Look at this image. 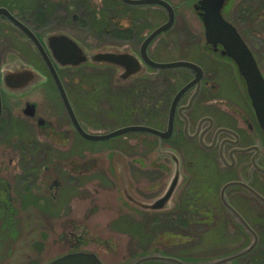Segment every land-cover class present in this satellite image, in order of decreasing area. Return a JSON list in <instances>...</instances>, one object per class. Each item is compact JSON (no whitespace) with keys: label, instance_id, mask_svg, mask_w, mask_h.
Instances as JSON below:
<instances>
[{"label":"flooded vegetation","instance_id":"1","mask_svg":"<svg viewBox=\"0 0 264 264\" xmlns=\"http://www.w3.org/2000/svg\"><path fill=\"white\" fill-rule=\"evenodd\" d=\"M110 1L101 0L102 7H108ZM167 1L175 8V22L178 19L183 22L198 21L204 26V12L200 4L202 0H180L176 4L173 0ZM114 2L112 7L115 9L106 8L108 16L101 17L110 23L111 29L114 28L105 33L128 40L116 47H128L129 51L125 53L136 54V57L141 58L144 39L137 41V23L140 18L135 15V10L138 6L129 5L123 0ZM28 3V0H10L0 8H6L26 25L49 53L47 37L50 32L46 28L53 16L46 13L37 15L36 11H44V6L33 8ZM248 3L250 0H226L222 14L225 18L232 16L233 21L239 24L245 22L246 9H242V6ZM184 6L190 11L185 10L187 13L180 15L178 10ZM60 13L63 14V22L70 24L55 31L69 34L86 49L87 46L74 33L75 30H89V9L83 6L82 14L70 15L68 10L60 7ZM228 21L245 41L264 78L258 55L238 27L231 20ZM10 27L28 39L43 62L44 70L30 63L46 78L34 90L51 81L58 95L53 97L45 93L47 90H41L37 96H31L34 90L31 93L16 94V91L7 89L2 83L6 76L3 68L6 63L0 60V248L11 247L19 241L26 242L33 231L73 229L76 193L80 198L86 194L89 191L87 185L92 179V163L88 152L84 151L80 158L74 157L75 141L76 138L80 139L85 145L95 142L85 138L79 131L82 129L95 133L91 131L92 119L88 109L90 64L62 67L54 62L74 112L72 117L38 49L26 33L5 16L0 17V51L1 38ZM185 35L201 39L198 32L192 29H187ZM201 35L206 44L200 48L201 55L215 69H208L192 59L173 60H185L198 65L202 70L200 81H197V72L194 70H157L142 64L141 72L144 75L141 79L140 98L144 104L140 109L146 107L140 111L142 113L137 120L117 126L120 122L116 116L120 112H111L112 104H100V108L107 112L102 111L100 115L105 120V126L98 131L110 133L126 126H145L152 130L150 133H127H141L152 139L146 168H143L141 161L133 163L129 173L136 181L140 178L139 182L145 179L153 183L154 188L144 192L137 187L136 193L146 194L154 203L174 188L169 199L164 201L163 209L148 213L129 210L121 201L122 207L129 211L126 220L129 225L138 226L137 216L143 213L153 223L156 218L161 219V228L167 236L165 242L142 253L136 252V240L133 239L123 248L118 246L116 257L126 258L121 264H130L145 255H155L156 251L161 257L186 260V256L179 254V251L192 242H202L201 235L191 237L189 226L193 219L190 216L197 219L193 222L200 229L201 226L210 225L213 245L226 246L236 240V245L242 247L256 241L254 250L235 259L233 264H264V98H258L260 102L255 103L235 60L223 53L221 45L215 47L207 43L205 28ZM154 42L148 48L149 56L158 62H173L160 61L152 56L150 48ZM129 64L131 62L127 59L124 60V69L114 67V77L117 76L121 80L119 82L130 80L128 73L132 67ZM128 84L124 87L133 90L139 80L133 78ZM80 86L83 88L81 94ZM229 86H234L242 98H220V92ZM185 87L188 88L177 98ZM76 89L78 98L85 101L82 108L76 105L72 95V90ZM208 91L210 94L205 96ZM121 136L111 139L118 140ZM97 167L94 163L93 168ZM201 216H209V224H204ZM104 252H108L107 249ZM96 254L104 264L99 253ZM139 264L175 263L159 259V262L145 260Z\"/></svg>","mask_w":264,"mask_h":264},{"label":"rangeland","instance_id":"2","mask_svg":"<svg viewBox=\"0 0 264 264\" xmlns=\"http://www.w3.org/2000/svg\"><path fill=\"white\" fill-rule=\"evenodd\" d=\"M16 1L18 2L19 0ZM28 1L30 2L28 6H44V11H36L37 15H45L46 13L53 16L46 28V31L50 32L49 35L53 32H58L55 30L64 28L66 24H70L64 23L61 19L63 14L60 13V7L68 10L70 15L82 14L83 6L87 7L90 14L89 30L87 32H83L82 29L75 30L74 34H78L76 35L87 46L86 50L90 53L103 51L106 48L115 47L120 43L125 44L128 41L105 33V31L113 30L114 28L111 29L110 23L105 22L101 17L103 15H105L104 17L108 16L106 8L115 9V7H112L115 4V0H111L108 7H102L101 0ZM9 2L10 0H0V6ZM173 2L176 4L181 1L173 0ZM242 9H246L245 22L239 24L233 21L234 19L229 15L226 18L238 27L245 40L255 51L256 55H258V61L264 74V0H250V3L246 4L245 7L242 6ZM185 10L190 11L189 8L184 6L179 8L178 13H187ZM135 15L140 18L137 23V41L143 40L152 30L167 21L166 11L158 6L137 7ZM187 29L198 32L201 39L197 40L194 37L185 35ZM203 31L204 26L201 22H183L178 19L169 32L162 34L154 42L150 48V52L155 59L160 61L192 59L213 70L215 68L212 66V63L201 55L200 48L206 46L205 39L201 35ZM1 44L0 60L2 63L5 62L13 66L16 62H21L29 65L32 64L44 70L43 62L32 44L16 29L10 27L7 34L1 38ZM4 68L6 67L4 66ZM114 69L113 66L109 65L90 64V85L88 88L90 90L88 93L90 99L88 109L90 110L89 115L92 119L91 131L95 133H103V131L98 130H103L105 126V120L100 116L102 111L103 113L107 112L100 108L101 105H104L103 103L114 105L111 108V112L117 110L120 114H124L120 116L118 113V116H116L120 122L117 126L137 120L142 113L140 111L146 107L143 106L140 109L144 104L142 98H140L141 79L143 76L136 78L139 80V84L133 87L132 90L131 88L124 87L128 86V83L119 82L117 76L114 77ZM121 88H123L122 91H120ZM41 90H47L45 93L53 97H57L58 95L51 81L35 89L30 95L36 94L37 96ZM79 90V94H81L83 92L82 86H80ZM76 91L77 89L72 90L74 101L78 107L80 105L82 108L85 101L78 98ZM209 94L208 91L205 96ZM220 94V98H225L226 96L242 98L241 93L234 86L227 87ZM108 141L110 140L103 142L95 141L85 145L80 139L76 138L73 151L74 157L80 158L84 151L88 152L87 155L92 163L90 172V178L92 179L87 185L89 191L86 194L80 198V195L76 193L73 229L71 231L30 232L26 242L19 241L11 247L5 246L0 248V264H47L55 258L76 249L99 253L104 264H121L126 258L116 257L115 253L118 246L123 248V245L129 242V240H136L134 242L136 245L134 244V246L137 247L138 250L136 252L138 253L148 251L152 247L165 242L167 236L161 228V219L156 218L155 223H153L151 219H146L144 217L146 215L142 213L137 216L136 224L138 226H131L126 221L129 216L127 212L129 211L124 208L148 213V211L140 210L134 204L127 202L124 198V191H129L136 199L144 203L151 204L153 202L146 194H137L136 190L139 187L144 192L151 191L154 188V184L145 179L143 182H139L140 178L136 181L129 173V169H131L133 163L141 161L143 168H146V163L150 159L152 139L148 135L137 133L123 135L118 140ZM105 142L107 144H104ZM156 157L160 156L156 155ZM94 163L97 164V168H93ZM75 189V191H78L77 188ZM121 201L124 207H122ZM119 216L122 217L120 218ZM201 217L204 224H209L208 222L210 221L207 219L209 216ZM190 219L197 220L193 216H190ZM193 220L189 226L191 237L196 238L198 235H201L202 242H192L185 249H182L181 252L179 251V254L182 253L184 254L183 256H186L187 262H215L242 251L253 244L247 243L241 247L236 245L237 241L235 240V244L230 242L226 246L213 245L210 225L202 227L199 224L202 228L200 229L198 225L195 226V221L193 222ZM40 239L44 240L40 241ZM106 249L108 252H104ZM225 264H233V262ZM249 264H259V262Z\"/></svg>","mask_w":264,"mask_h":264},{"label":"water","instance_id":"3","mask_svg":"<svg viewBox=\"0 0 264 264\" xmlns=\"http://www.w3.org/2000/svg\"><path fill=\"white\" fill-rule=\"evenodd\" d=\"M125 3L133 6H160L163 7L168 14V20L153 30L143 41L141 46V58L136 57V54H128L124 51L128 50V47L118 48L109 47L103 51L88 52L83 48L76 40L72 38L69 34L58 31L51 33L47 37V43L49 48V53L42 46L36 35L23 23L18 21L15 16H13L6 8H0V17L5 16L17 27L26 33L29 39L34 43L42 58L48 65L52 77L59 89V92L67 105L68 111L73 117V109L70 105L68 96L63 87L62 81L56 71L54 62L62 67L67 66H79L82 64H95L103 66H113L124 69V60L131 62L129 64L131 72L128 73L131 76L130 80L123 79V83L130 82L133 78L142 77L144 72H141L142 64H146L157 70L160 69H177L186 68L194 70L197 72V81H200L202 75L201 68L193 62L180 60L173 62H158L153 60L148 54V48L153 43V41L161 34L169 31L175 22V9L166 0H123ZM226 0H202L201 9L203 10V23L206 34V41L208 44L217 47L221 45L223 47V53L228 57L235 60L241 74L244 76L248 91L251 98H255V103L260 102L258 98H264V78L260 73L257 63L246 45L245 41L239 34L236 27H234L229 21H227L223 14L222 9ZM17 63V64H16ZM13 66L11 64L5 65L4 71L6 76L2 80L3 85L12 91H16V94L29 93L32 89L42 83L46 78L41 75L33 66L29 64H24L21 62H16ZM14 67V68H13ZM119 79V78H118ZM120 80V79H119ZM121 81V80H120ZM185 87L180 91L177 98H179L182 93L187 89ZM0 98H1V87H0ZM263 102V100H261ZM77 122V121H76ZM81 134L91 140V141H104L114 137H118L131 132H146L150 133L152 130L145 126H126L119 128L115 131L105 134H94L85 132L79 129ZM174 188L170 189L168 193L161 199L154 203H144L136 197H134L129 191H124V198L127 202L134 204L138 209L144 211H154L163 209V204L165 200H168L173 192ZM256 246V241L246 249L227 256L215 262H187L186 260L178 261L175 259H169L166 257L159 256L156 251L155 255H145L130 264H139L145 260H154L159 262L170 261L175 264H225L232 262L235 259L242 257L246 254L251 253ZM47 264H103L99 256L92 251H73L67 254L61 255L54 260L48 262Z\"/></svg>","mask_w":264,"mask_h":264}]
</instances>
